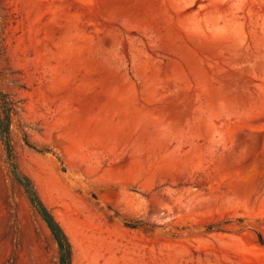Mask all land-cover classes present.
I'll return each instance as SVG.
<instances>
[{"label": "rangeland", "instance_id": "obj_1", "mask_svg": "<svg viewBox=\"0 0 264 264\" xmlns=\"http://www.w3.org/2000/svg\"><path fill=\"white\" fill-rule=\"evenodd\" d=\"M17 169L73 264H264V0H0ZM0 141V264H58Z\"/></svg>", "mask_w": 264, "mask_h": 264}, {"label": "trees", "instance_id": "obj_2", "mask_svg": "<svg viewBox=\"0 0 264 264\" xmlns=\"http://www.w3.org/2000/svg\"><path fill=\"white\" fill-rule=\"evenodd\" d=\"M14 114V102L0 90V141L5 147L11 175L23 189L31 208L40 217L53 237L59 252L58 264H73L72 247L65 231L44 205L31 180L17 169L14 162L10 139V127Z\"/></svg>", "mask_w": 264, "mask_h": 264}]
</instances>
